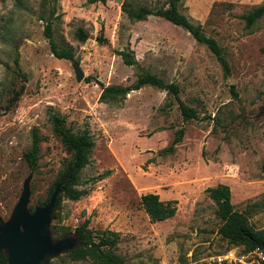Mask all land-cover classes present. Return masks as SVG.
<instances>
[{
    "label": "rangeland",
    "instance_id": "obj_1",
    "mask_svg": "<svg viewBox=\"0 0 264 264\" xmlns=\"http://www.w3.org/2000/svg\"><path fill=\"white\" fill-rule=\"evenodd\" d=\"M125 1V0H124ZM134 5L165 0H129ZM54 37L74 48L59 59L44 34L52 4ZM264 0H181V9L224 48L226 76L214 53L186 29L156 15L134 21L117 0H0V217L11 220L31 176L29 207L43 206L71 154L54 133L51 116H65L75 132L95 139L81 173L79 200L63 197L49 230L69 235L86 219L94 230L121 233L118 253L127 264H208L232 246L218 232L221 219L209 187L227 184L232 203L264 229V16L247 27L243 15ZM83 28L89 38L81 41ZM98 37L108 39L100 42ZM120 51L137 64L127 65ZM19 60V65L16 64ZM85 77L77 80L74 62ZM181 87L180 98L197 114L185 120L175 97L146 85L125 99L104 102L102 85L133 84L141 69ZM234 87V88H233ZM236 93V94H235ZM14 101V102H13ZM185 128L174 153L162 154ZM37 128L43 141L30 166L25 153ZM101 175H104L103 178ZM176 199V214L151 222L141 196ZM62 253L51 264H96Z\"/></svg>",
    "mask_w": 264,
    "mask_h": 264
},
{
    "label": "trees",
    "instance_id": "obj_2",
    "mask_svg": "<svg viewBox=\"0 0 264 264\" xmlns=\"http://www.w3.org/2000/svg\"><path fill=\"white\" fill-rule=\"evenodd\" d=\"M106 3L108 0H91V2ZM122 10L131 20H145L150 15L160 16L171 23L178 25L189 31L197 42L206 45L216 56L221 64L224 74H231L230 62L227 58L224 48L220 42L213 36L206 34L203 25L194 22L181 9V0H165V2L152 4L134 5L133 2L125 0ZM58 7L54 3L49 9V17L46 20L44 34L49 40L50 48L53 55L59 59H75L74 48L70 45H62L58 43L54 37V17H58ZM264 16V3L256 6L253 10L243 15L246 20L247 27H252L259 19ZM78 38L86 41L89 34L80 28ZM98 41L104 43L108 39L98 37ZM127 65L137 64L136 58L129 51L119 52ZM17 66L19 60L16 59ZM146 85H151L162 90H167L172 94L179 104L181 112L185 120L197 117L194 109L186 105L180 98L181 87L178 83H166L164 79L156 73L149 70L141 69L137 74V79L133 84H110L102 85L101 100L110 102L113 100L122 101L127 95ZM234 88V87H233ZM236 94V93H235ZM14 102V101H13ZM53 122L54 133L60 138L62 144L71 154V158L67 160L61 170L58 172L56 180L49 191V196L44 205L50 200V197L59 182H63V191L59 194L56 207L53 212V218L57 216V209L61 204L63 197L71 200H79L89 193V189L80 188L81 173L90 162V157L95 147V139L89 128H85L82 132H75L71 127L66 125L65 116L54 112L51 116ZM185 135V128L182 127L176 131L173 142L162 149V154L174 153ZM43 138L40 136L38 129L33 132L32 148L25 153V158L30 166H35L39 160L40 143ZM262 170L264 171V160L262 162ZM101 175L99 178H103ZM208 193L210 198L216 203V213L221 219V225L218 228L219 234L230 244L241 245L246 251H250L257 246L264 247V229L256 230L250 223L246 212L239 211L232 203V191L227 184H218L209 187ZM176 199L164 200L159 193L148 192L141 196V206L145 209L151 222H159L173 217L177 212ZM33 207L30 206V209ZM62 238L69 234L68 229L64 228L58 232ZM70 236V235H69ZM75 236L80 240V244L66 253L72 259H91L96 264H127L126 259L118 253L119 244L121 242V233L110 228L94 230L90 227V220L86 219L81 225L76 227ZM7 262V255L4 251L0 252V264ZM184 260V264H186ZM42 264H51L50 259Z\"/></svg>",
    "mask_w": 264,
    "mask_h": 264
},
{
    "label": "water",
    "instance_id": "obj_3",
    "mask_svg": "<svg viewBox=\"0 0 264 264\" xmlns=\"http://www.w3.org/2000/svg\"><path fill=\"white\" fill-rule=\"evenodd\" d=\"M117 1L120 5L124 3V0ZM73 65L77 80L81 81L85 77L84 71L77 61ZM31 179V176L28 177L24 183L22 196L11 220L5 223L0 217V252L4 251L7 255L5 264H42L80 244L75 235L54 239L49 230L65 181L56 185L45 205L30 209Z\"/></svg>",
    "mask_w": 264,
    "mask_h": 264
},
{
    "label": "built area",
    "instance_id": "obj_4",
    "mask_svg": "<svg viewBox=\"0 0 264 264\" xmlns=\"http://www.w3.org/2000/svg\"><path fill=\"white\" fill-rule=\"evenodd\" d=\"M208 264H264V247L246 251L243 247L232 246L213 255Z\"/></svg>",
    "mask_w": 264,
    "mask_h": 264
},
{
    "label": "crops",
    "instance_id": "obj_5",
    "mask_svg": "<svg viewBox=\"0 0 264 264\" xmlns=\"http://www.w3.org/2000/svg\"><path fill=\"white\" fill-rule=\"evenodd\" d=\"M157 193V192H156Z\"/></svg>",
    "mask_w": 264,
    "mask_h": 264
}]
</instances>
